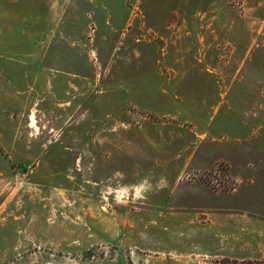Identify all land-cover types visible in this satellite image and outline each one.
<instances>
[{
  "label": "rangeland",
  "instance_id": "rangeland-1",
  "mask_svg": "<svg viewBox=\"0 0 264 264\" xmlns=\"http://www.w3.org/2000/svg\"><path fill=\"white\" fill-rule=\"evenodd\" d=\"M0 264H264V0H0Z\"/></svg>",
  "mask_w": 264,
  "mask_h": 264
},
{
  "label": "crops",
  "instance_id": "crops-1",
  "mask_svg": "<svg viewBox=\"0 0 264 264\" xmlns=\"http://www.w3.org/2000/svg\"><path fill=\"white\" fill-rule=\"evenodd\" d=\"M243 189V187L241 188V190ZM224 208H220L219 210L216 209V210H213V211H216V212H227V210H223Z\"/></svg>",
  "mask_w": 264,
  "mask_h": 264
},
{
  "label": "trees",
  "instance_id": "trees-1",
  "mask_svg": "<svg viewBox=\"0 0 264 264\" xmlns=\"http://www.w3.org/2000/svg\"><path fill=\"white\" fill-rule=\"evenodd\" d=\"M219 170V169H218Z\"/></svg>",
  "mask_w": 264,
  "mask_h": 264
}]
</instances>
